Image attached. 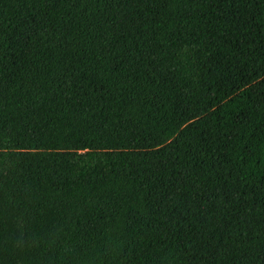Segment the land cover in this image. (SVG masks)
Segmentation results:
<instances>
[{"label":"trees","instance_id":"obj_1","mask_svg":"<svg viewBox=\"0 0 264 264\" xmlns=\"http://www.w3.org/2000/svg\"><path fill=\"white\" fill-rule=\"evenodd\" d=\"M0 264H264V0H0Z\"/></svg>","mask_w":264,"mask_h":264}]
</instances>
